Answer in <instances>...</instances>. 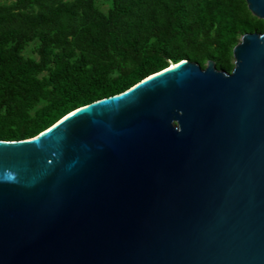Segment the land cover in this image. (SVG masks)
<instances>
[{"label": "water", "instance_id": "water-1", "mask_svg": "<svg viewBox=\"0 0 264 264\" xmlns=\"http://www.w3.org/2000/svg\"><path fill=\"white\" fill-rule=\"evenodd\" d=\"M232 54L0 140V264H264V31Z\"/></svg>", "mask_w": 264, "mask_h": 264}, {"label": "trees", "instance_id": "trees-1", "mask_svg": "<svg viewBox=\"0 0 264 264\" xmlns=\"http://www.w3.org/2000/svg\"><path fill=\"white\" fill-rule=\"evenodd\" d=\"M61 0H18L25 4L50 6L48 15L36 17L9 12L0 18L3 27L18 22L30 31L52 29L54 37L42 34L36 49L38 60L24 58L21 51L32 39L17 28H0V140L19 141L32 138L74 109L124 92L145 77L168 65L164 56L173 41L193 34L200 28L204 40L212 33L214 47L209 50L217 69L231 71L228 50L240 33L263 32L264 25L241 16L243 0H163L164 19L152 26L153 40L146 47L136 38H120L135 8L147 0H113L107 15L96 13L91 1L82 6L86 49L76 52L64 37L62 17L72 19L75 10ZM194 14L197 23L190 22ZM55 51L51 52V45ZM100 50L108 61L92 51ZM179 60H174L173 63ZM201 66V60L197 59ZM46 72L45 77H39ZM42 105L38 106L39 103Z\"/></svg>", "mask_w": 264, "mask_h": 264}, {"label": "rangeland", "instance_id": "rangeland-1", "mask_svg": "<svg viewBox=\"0 0 264 264\" xmlns=\"http://www.w3.org/2000/svg\"><path fill=\"white\" fill-rule=\"evenodd\" d=\"M18 0H0V9L10 7L11 13L19 12L25 15L36 17L41 14L48 15L51 9V6L47 2H42L41 4H25L20 8L14 7V4ZM86 0H61L59 4H66L69 7H72L75 10V15L72 19L67 17H62L61 21L65 23L66 31L64 33L65 39L73 46H75V50L79 53L82 49H86V44L83 39V29L86 27L87 22L82 19V6ZM161 1L163 0H147L146 4L140 8H135L133 10V14L130 17L127 28L122 30L120 34V38H136V40L140 43V46L146 47L150 41L153 40L152 36V26L158 25L165 17V12L161 7ZM92 8L96 13H100L102 15H107L108 11L113 7V0H92L91 1ZM242 12L241 16L250 21H256L264 25V19H259L254 16L247 8L246 2L243 0L241 4ZM5 12H0V18L4 16ZM190 22L192 24L197 23L196 17L194 14L190 15ZM153 24V25H152ZM3 25L0 22V28ZM5 29L9 28H17L21 29L26 33H29L32 36V39L27 41L24 44V47L21 51V55L24 58H31L35 61L38 60V55L36 53L37 47L41 43V35L47 34L49 39L54 37V31L52 29L47 28H39L34 31H30L24 25L15 22L10 25H6L3 27ZM248 33V32H246ZM244 33H240L237 35L236 40L233 45L228 50V57L231 61V69L233 68V54L232 48L238 43L241 39V36ZM213 35L211 33L210 40H204L203 34L200 31V28L197 27L193 34L188 36H182L181 38L173 41V43L168 47V54L164 56V59L169 64L174 60L186 59L191 62L197 63V59L201 60V67L205 68L207 63L211 61L215 65V59L209 55V50L214 47L212 43ZM51 52L55 51V47L53 44L51 45ZM95 55L101 57L104 61H108V59L104 56L102 51L93 50ZM216 67V65H215ZM46 72H43L39 75V77H45ZM43 102L39 103L38 106L42 105Z\"/></svg>", "mask_w": 264, "mask_h": 264}, {"label": "bare ground", "instance_id": "bare-ground-1", "mask_svg": "<svg viewBox=\"0 0 264 264\" xmlns=\"http://www.w3.org/2000/svg\"><path fill=\"white\" fill-rule=\"evenodd\" d=\"M174 63L172 62V63H170V66H172Z\"/></svg>", "mask_w": 264, "mask_h": 264}]
</instances>
